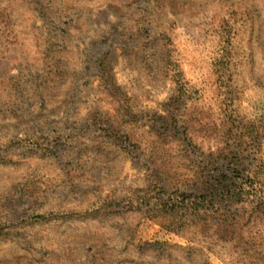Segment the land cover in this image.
Masks as SVG:
<instances>
[{
    "label": "rangeland",
    "instance_id": "374dc122",
    "mask_svg": "<svg viewBox=\"0 0 264 264\" xmlns=\"http://www.w3.org/2000/svg\"><path fill=\"white\" fill-rule=\"evenodd\" d=\"M233 156L263 196L264 0H0V264H198L139 249Z\"/></svg>",
    "mask_w": 264,
    "mask_h": 264
},
{
    "label": "trees",
    "instance_id": "16d2710c",
    "mask_svg": "<svg viewBox=\"0 0 264 264\" xmlns=\"http://www.w3.org/2000/svg\"><path fill=\"white\" fill-rule=\"evenodd\" d=\"M238 167H242L241 160L233 156L223 163L218 174L188 180L183 191L168 195V189L161 187L154 205L161 217L170 222L168 231L196 246L157 242L141 247L142 254L152 252L159 260L166 253L168 257L176 254L186 262L210 264L203 245L209 239L230 248L234 244L229 253L234 259L232 264H264L263 230L260 226L255 233L251 231L264 219V194L254 196L260 192L255 184L260 181L261 169L251 171ZM244 195L258 197L260 201L242 200Z\"/></svg>",
    "mask_w": 264,
    "mask_h": 264
}]
</instances>
